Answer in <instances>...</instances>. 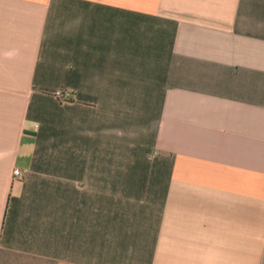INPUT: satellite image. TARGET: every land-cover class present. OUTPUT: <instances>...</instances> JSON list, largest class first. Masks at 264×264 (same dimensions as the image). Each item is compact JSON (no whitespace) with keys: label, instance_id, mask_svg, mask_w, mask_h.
Returning a JSON list of instances; mask_svg holds the SVG:
<instances>
[{"label":"crops","instance_id":"obj_1","mask_svg":"<svg viewBox=\"0 0 264 264\" xmlns=\"http://www.w3.org/2000/svg\"><path fill=\"white\" fill-rule=\"evenodd\" d=\"M0 264H264V0H0Z\"/></svg>","mask_w":264,"mask_h":264},{"label":"built area","instance_id":"obj_2","mask_svg":"<svg viewBox=\"0 0 264 264\" xmlns=\"http://www.w3.org/2000/svg\"><path fill=\"white\" fill-rule=\"evenodd\" d=\"M57 95L58 96H62V93L61 92H58ZM14 174H15V176H18L20 174V172L19 171H15Z\"/></svg>","mask_w":264,"mask_h":264}]
</instances>
